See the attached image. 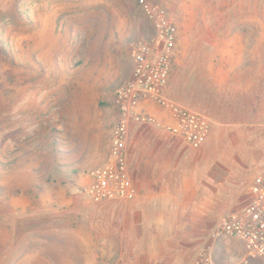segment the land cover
Segmentation results:
<instances>
[{
  "label": "rangeland",
  "instance_id": "374dc122",
  "mask_svg": "<svg viewBox=\"0 0 264 264\" xmlns=\"http://www.w3.org/2000/svg\"><path fill=\"white\" fill-rule=\"evenodd\" d=\"M149 1L175 25L183 98L218 118L202 147L216 181L186 208L208 221L170 239V264H192L233 240L213 227L264 167V0ZM154 32L137 0H0V264L145 263L129 248L83 255L81 228L98 204L84 193L90 172L110 159L115 90ZM231 107L249 118L221 120Z\"/></svg>",
  "mask_w": 264,
  "mask_h": 264
},
{
  "label": "crops",
  "instance_id": "0c3cea01",
  "mask_svg": "<svg viewBox=\"0 0 264 264\" xmlns=\"http://www.w3.org/2000/svg\"><path fill=\"white\" fill-rule=\"evenodd\" d=\"M173 63L171 60L164 96L206 116L211 128L218 118L197 109L190 100L183 98L182 95L189 91L179 80L182 68L178 71L177 67L175 70ZM233 89L237 91L238 88ZM226 92L228 95V89ZM232 95H236V92L229 94ZM137 111L150 114L161 123L174 122L169 112L154 101H140ZM240 113V109L231 107L224 110L219 118H249L250 110L244 116ZM206 140L207 137L203 144ZM203 144L192 148L181 137L154 126L130 122L126 157L135 195L128 200H107L85 205L88 216L82 222L84 242L81 253L109 256L122 254L121 249L129 248L131 255H137L140 250V253L145 254V263L141 264H170V249L174 250L170 248V239L194 235L193 228L187 229V223L197 224L195 229L201 232V224L208 221L207 216L202 214L186 213L187 207L193 206L199 196L201 199L204 191L211 189L212 179L216 181L217 174H212L209 166L210 153L202 149ZM180 253L175 250L174 256L178 259ZM210 254L216 261L228 262L244 257L245 250L242 242L233 238L227 240L221 248L217 246L213 250L212 246ZM134 262L136 264L138 261Z\"/></svg>",
  "mask_w": 264,
  "mask_h": 264
},
{
  "label": "built area",
  "instance_id": "2783aa9c",
  "mask_svg": "<svg viewBox=\"0 0 264 264\" xmlns=\"http://www.w3.org/2000/svg\"><path fill=\"white\" fill-rule=\"evenodd\" d=\"M144 16L153 24L154 35L136 42L131 49L130 77L115 90L114 105L118 122L112 131L110 159L91 170L85 195L94 203L107 200H128L135 188L128 175L126 139L128 125L134 122L154 126L181 137L192 148L205 141L210 124L203 114L181 106L166 98L171 60L176 45V28L166 8L149 0H137ZM142 100L156 102L172 116L173 123H161L154 116L137 111ZM244 204L228 213L213 227V236L237 238L244 246L240 259L216 261L210 252H198L192 264H264V167L247 188Z\"/></svg>",
  "mask_w": 264,
  "mask_h": 264
}]
</instances>
